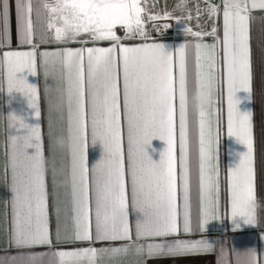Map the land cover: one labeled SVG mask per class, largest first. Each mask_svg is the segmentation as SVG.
Instances as JSON below:
<instances>
[{
    "label": "snow or ice",
    "instance_id": "6c2138e0",
    "mask_svg": "<svg viewBox=\"0 0 264 264\" xmlns=\"http://www.w3.org/2000/svg\"><path fill=\"white\" fill-rule=\"evenodd\" d=\"M41 6L49 16L46 29L37 39L31 0H16L18 38L34 50L5 53L9 66L8 88L10 92L13 88L25 92L35 116L39 117V91L28 82V75H35L42 63L44 76L58 78L64 85L67 135H56L50 123L49 140L52 152L57 146L67 145L71 153L73 230L70 235L62 233L58 224L55 236L50 233L48 169L41 127L38 123L22 125V134L13 135L11 140L12 246L19 249L52 246L54 241L106 245L57 252L62 261L66 258V264H97L98 260L128 255L146 260L214 251L213 244L206 240L179 237L205 230L209 219H215L219 211L218 129L214 132L211 120L206 121L209 113L197 104L196 97L207 89L211 105L213 96L223 90L225 83L227 134L246 146V152L239 154V163L230 169L231 216L237 228L241 222L254 224L258 194L252 114L249 110L241 111L242 100L237 93H248L244 100L251 99L249 13L252 9H264V0H251L250 4L248 0H224L222 57L216 43L201 40L206 33L186 29L194 38L191 43L195 70L192 102L199 116L198 180L202 207L196 215L191 196L188 139L190 44L170 48L155 41L134 46L121 43L125 38L149 39L142 15L144 9L138 0H52ZM217 11L212 5L207 8L210 16H215ZM168 15L165 12L147 19H165ZM10 20V4L0 0V21L6 36H10ZM117 26L124 28L125 37L117 35ZM153 27L163 31L168 25L154 24ZM47 28H54L52 36L47 34ZM85 34L88 39H80ZM210 34L215 36L216 28ZM53 41L85 45L99 41L112 43L109 47H64L38 55L35 50L38 44ZM52 107L57 111L63 109V105ZM154 139L166 142L158 162L148 152ZM98 142L103 146L104 155L90 167L88 145ZM56 175L53 167L54 188ZM178 180L182 203H178ZM133 211L136 213L134 224L130 220ZM10 259L15 264L17 258ZM252 264H256L255 256Z\"/></svg>",
    "mask_w": 264,
    "mask_h": 264
},
{
    "label": "crops",
    "instance_id": "0c3cea01",
    "mask_svg": "<svg viewBox=\"0 0 264 264\" xmlns=\"http://www.w3.org/2000/svg\"><path fill=\"white\" fill-rule=\"evenodd\" d=\"M11 9L10 36H6L4 26L0 21V264H13L10 259L16 257L15 264H66L56 255L59 251H74L84 247L102 248L106 245L87 242L79 243H53L52 246H37L19 249L12 246L11 230L14 227V210L12 208L13 193L11 191V140L13 135L22 134V125L36 124L41 127L43 135L44 155L47 160V190H48V212L50 221V233L54 237L59 224L62 233L71 234L73 230V211L70 186L71 153L67 145L57 146L55 152L50 150L49 126L52 124L56 135H67V96L64 93V85L59 83L58 78H46L43 73V65L40 63L35 75H28V82L34 84L39 91L37 101L40 116L36 117L28 96L23 91L15 88L10 92L8 88L9 66L4 59L5 53L9 51H32L31 45L22 43L17 33L16 0H7ZM43 2L52 0H31L33 10L34 33L39 38L40 32L46 29L47 13L41 6ZM143 7L142 0H138ZM249 4L251 0H248ZM198 0H154V16L168 13V18L158 21L167 24L168 27L161 33L152 30L151 25L145 20V29L148 40L140 37L135 39H122L121 43L134 46L140 43H151L153 41L164 43L170 48L179 47L183 43H189V66H188V139L189 160L191 174V196L193 200V214L196 215L202 207L199 192V116L198 110L193 106L192 96L195 87V70L192 56L191 43L194 41L186 29L206 33L201 40L204 43H216L222 57L223 39V5L224 0H206L205 14H197ZM209 5L215 6L218 11L215 16L207 12ZM191 16L189 19L188 16ZM144 16V12L142 13ZM249 36L251 50V99L244 100L248 95L243 91L237 93L242 100L241 111H250L252 114V126L254 137V166L257 176V219L252 225L240 223L234 226L230 206V169L240 161V155L246 152V146L239 144L235 137L227 134V88L224 84L223 90L213 96L211 105L206 104L204 109L205 119L211 120L214 132L218 129V165H219V211L215 219H209L206 229L191 236L181 235L180 239L206 240L213 244L214 251L210 253L192 254L182 257L171 258H148L144 259L133 255L121 256L112 260H98L97 264H252L255 256L256 264H264V9H252L249 13ZM55 23V21H53ZM60 26V25H56ZM216 28V35L210 33ZM117 35L125 37V30L121 26L116 28ZM154 32V33H153ZM47 34L52 36L54 28H47ZM87 40L85 34L80 37ZM112 42L99 41L88 44L67 43L59 44L55 41L38 44L35 49L39 54L44 51H55L58 48L71 47H109ZM226 71V70H224ZM13 75H16L15 73ZM23 75V73H20ZM122 86V84H121ZM207 91V89H205ZM53 105H63L62 111H57ZM177 128H178V100H177ZM124 141L127 145V127L124 125ZM166 148V142L154 139L148 148L149 155L154 161H159L161 153ZM29 151H33L29 149ZM104 155L103 146L98 142L93 145L89 143L87 159L90 167L95 166ZM177 157L179 158V139L177 131ZM179 164V159H178ZM57 170L56 187H53L52 169ZM179 175V166H178ZM180 182L178 180V203H182ZM59 209V219L57 218ZM95 200L94 190L92 192V217L94 224ZM136 213L133 211L130 220L135 221ZM169 237L168 239H175ZM143 242V241H142ZM123 242H117L120 244ZM43 254V255H41ZM33 257V259H29Z\"/></svg>",
    "mask_w": 264,
    "mask_h": 264
},
{
    "label": "built area",
    "instance_id": "2783aa9c",
    "mask_svg": "<svg viewBox=\"0 0 264 264\" xmlns=\"http://www.w3.org/2000/svg\"><path fill=\"white\" fill-rule=\"evenodd\" d=\"M198 1H199V4H198L197 9L199 8L200 11L199 12L197 11V14L201 17L205 14V2H206V0H198ZM142 4H143V7L145 8L144 9L145 20L147 21V23H149L151 25L152 30H154L156 33L162 34V32L165 29L163 31H156L153 27L154 24H158L161 27H163L162 21L159 22L158 20L147 19V17H149V16H154V13H155L154 0H142Z\"/></svg>",
    "mask_w": 264,
    "mask_h": 264
},
{
    "label": "clouds",
    "instance_id": "9594fccd",
    "mask_svg": "<svg viewBox=\"0 0 264 264\" xmlns=\"http://www.w3.org/2000/svg\"><path fill=\"white\" fill-rule=\"evenodd\" d=\"M196 102H197L198 105L203 106V107L206 104H208L209 100H208V97H207V92L204 91V92L198 93L197 97H196Z\"/></svg>",
    "mask_w": 264,
    "mask_h": 264
},
{
    "label": "rangeland",
    "instance_id": "374dc122",
    "mask_svg": "<svg viewBox=\"0 0 264 264\" xmlns=\"http://www.w3.org/2000/svg\"><path fill=\"white\" fill-rule=\"evenodd\" d=\"M167 30V29H166ZM154 33V32H153Z\"/></svg>",
    "mask_w": 264,
    "mask_h": 264
}]
</instances>
